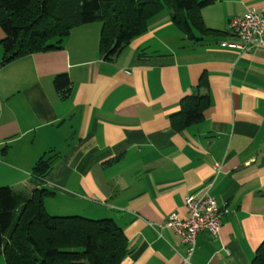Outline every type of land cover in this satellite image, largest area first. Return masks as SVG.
<instances>
[{
	"label": "crops",
	"instance_id": "crops-1",
	"mask_svg": "<svg viewBox=\"0 0 264 264\" xmlns=\"http://www.w3.org/2000/svg\"><path fill=\"white\" fill-rule=\"evenodd\" d=\"M250 8L264 12V0H213L201 17L218 33L196 42L163 11L110 61L99 22L7 63L0 45V187L46 189V211L60 216L113 220L128 246L120 264H251L264 240V34L242 53L228 28ZM59 74L67 97L54 88ZM202 77V120L175 130L171 116ZM44 156L52 168L38 178ZM203 190L226 213L217 235L199 232L186 263V246L162 224L185 219V197Z\"/></svg>",
	"mask_w": 264,
	"mask_h": 264
},
{
	"label": "trees",
	"instance_id": "trees-1",
	"mask_svg": "<svg viewBox=\"0 0 264 264\" xmlns=\"http://www.w3.org/2000/svg\"><path fill=\"white\" fill-rule=\"evenodd\" d=\"M213 0H0V41L3 62L38 52L62 48L77 26L99 22V52L113 60L147 23L168 11L173 25L188 39L218 33L205 27L201 10ZM53 85L63 97L70 93L66 74L54 77ZM204 77L196 92L180 102L171 125L182 130L203 118L209 106ZM52 156L40 158L32 174L43 178L52 168ZM53 195L36 189L31 195L0 187V264H120L128 253L121 229L111 219L51 216L44 200ZM251 264H264V240Z\"/></svg>",
	"mask_w": 264,
	"mask_h": 264
},
{
	"label": "built area",
	"instance_id": "built-area-1",
	"mask_svg": "<svg viewBox=\"0 0 264 264\" xmlns=\"http://www.w3.org/2000/svg\"><path fill=\"white\" fill-rule=\"evenodd\" d=\"M229 32L238 40V49L242 53L250 52L263 45L264 34V12L257 13L250 8L242 17H235L229 21ZM216 173L220 165L215 164ZM187 217L179 219L175 214L170 215L162 226L172 229L178 235L180 241L187 248L186 258L194 252L196 238L199 232L206 231L210 235L218 234L221 227V219L226 211H221L215 200L203 190L199 196L191 195L185 197Z\"/></svg>",
	"mask_w": 264,
	"mask_h": 264
},
{
	"label": "rangeland",
	"instance_id": "rangeland-1",
	"mask_svg": "<svg viewBox=\"0 0 264 264\" xmlns=\"http://www.w3.org/2000/svg\"><path fill=\"white\" fill-rule=\"evenodd\" d=\"M48 211L49 212L47 213L51 216H60V215H64L62 213H65V212H61L59 208H48ZM60 217H66V216H60Z\"/></svg>",
	"mask_w": 264,
	"mask_h": 264
}]
</instances>
